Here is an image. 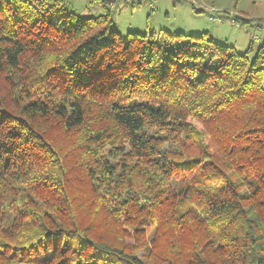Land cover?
Returning a JSON list of instances; mask_svg holds the SVG:
<instances>
[{"label":"trees","instance_id":"16d2710c","mask_svg":"<svg viewBox=\"0 0 264 264\" xmlns=\"http://www.w3.org/2000/svg\"><path fill=\"white\" fill-rule=\"evenodd\" d=\"M64 1L0 0V264H264V43Z\"/></svg>","mask_w":264,"mask_h":264},{"label":"rangeland","instance_id":"374dc122","mask_svg":"<svg viewBox=\"0 0 264 264\" xmlns=\"http://www.w3.org/2000/svg\"><path fill=\"white\" fill-rule=\"evenodd\" d=\"M64 7L67 12L84 16H97L110 9L114 28L122 36L130 31L193 35L208 31L215 41L232 45L240 53L253 43L251 57L264 43V0H115L110 5L94 0H65Z\"/></svg>","mask_w":264,"mask_h":264}]
</instances>
